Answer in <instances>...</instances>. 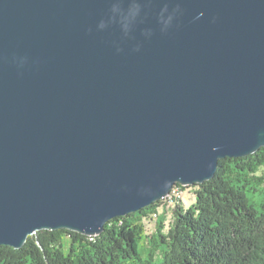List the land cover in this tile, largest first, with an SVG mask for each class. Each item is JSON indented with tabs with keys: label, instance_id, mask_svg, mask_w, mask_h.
I'll return each instance as SVG.
<instances>
[{
	"label": "water",
	"instance_id": "obj_1",
	"mask_svg": "<svg viewBox=\"0 0 264 264\" xmlns=\"http://www.w3.org/2000/svg\"><path fill=\"white\" fill-rule=\"evenodd\" d=\"M264 147V0H0V245L111 218Z\"/></svg>",
	"mask_w": 264,
	"mask_h": 264
},
{
	"label": "trees",
	"instance_id": "obj_2",
	"mask_svg": "<svg viewBox=\"0 0 264 264\" xmlns=\"http://www.w3.org/2000/svg\"><path fill=\"white\" fill-rule=\"evenodd\" d=\"M192 186L188 206L160 199L111 218L99 235L44 229L20 248L2 244L0 264H264V147L220 159L211 179Z\"/></svg>",
	"mask_w": 264,
	"mask_h": 264
},
{
	"label": "rangeland",
	"instance_id": "obj_3",
	"mask_svg": "<svg viewBox=\"0 0 264 264\" xmlns=\"http://www.w3.org/2000/svg\"><path fill=\"white\" fill-rule=\"evenodd\" d=\"M177 197H180L182 199V201L184 202L185 206H188L192 201H193V197L195 196L194 194V186H185L183 188L178 187L177 189ZM261 197H255L253 198V202L256 206H258L259 208V204L261 202V199H259ZM160 212V209H159ZM144 225H145V229H146V233L150 234L154 228H155V220L154 217L152 218H146L144 220ZM168 223V220H166V224ZM64 240L67 241V238L64 236Z\"/></svg>",
	"mask_w": 264,
	"mask_h": 264
},
{
	"label": "built area",
	"instance_id": "obj_4",
	"mask_svg": "<svg viewBox=\"0 0 264 264\" xmlns=\"http://www.w3.org/2000/svg\"><path fill=\"white\" fill-rule=\"evenodd\" d=\"M177 189H178V187H176V189H171L170 190V193L169 194H171V198L172 197H176V195H177Z\"/></svg>",
	"mask_w": 264,
	"mask_h": 264
},
{
	"label": "bare ground",
	"instance_id": "obj_5",
	"mask_svg": "<svg viewBox=\"0 0 264 264\" xmlns=\"http://www.w3.org/2000/svg\"><path fill=\"white\" fill-rule=\"evenodd\" d=\"M176 187H177V186H176ZM176 187L173 186L172 189H176ZM165 198H169V201L171 202V194L166 195L163 199H165Z\"/></svg>",
	"mask_w": 264,
	"mask_h": 264
}]
</instances>
